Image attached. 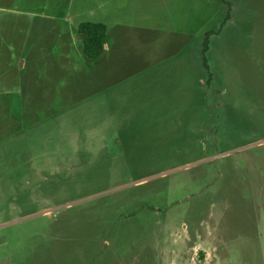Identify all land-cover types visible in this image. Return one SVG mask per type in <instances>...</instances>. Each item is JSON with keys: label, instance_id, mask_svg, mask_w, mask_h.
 <instances>
[{"label": "rangeland", "instance_id": "rangeland-1", "mask_svg": "<svg viewBox=\"0 0 264 264\" xmlns=\"http://www.w3.org/2000/svg\"><path fill=\"white\" fill-rule=\"evenodd\" d=\"M119 1L61 86L14 68L67 0H0V264H264V0Z\"/></svg>", "mask_w": 264, "mask_h": 264}, {"label": "crops", "instance_id": "crops-1", "mask_svg": "<svg viewBox=\"0 0 264 264\" xmlns=\"http://www.w3.org/2000/svg\"><path fill=\"white\" fill-rule=\"evenodd\" d=\"M67 2L68 8L66 10L52 9L49 13L33 14L34 19L39 22L34 26L33 45L29 49V54L25 56L21 53L20 59L17 60L14 70L18 73L25 71L29 65V72L39 76L42 82H45V79L58 78L62 82L61 86H64L74 69V65L78 69L79 62H86L84 59L87 57L82 50L81 37L77 33V26L80 23L100 22L107 26L104 54L108 49V34L113 28L125 27L130 21L127 14L122 16V4L119 0H112L113 13L109 15H105L103 10L106 0H81L82 3H75L80 8L73 6L72 10L69 7L72 0H67ZM190 38L192 37L189 36L188 42ZM4 57L1 56L0 60ZM5 60L8 61L7 58ZM184 61L183 71H185V64L186 61L189 62V59L185 57ZM0 89L4 90L5 87L1 86Z\"/></svg>", "mask_w": 264, "mask_h": 264}, {"label": "trees", "instance_id": "trees-1", "mask_svg": "<svg viewBox=\"0 0 264 264\" xmlns=\"http://www.w3.org/2000/svg\"><path fill=\"white\" fill-rule=\"evenodd\" d=\"M225 5L226 13L221 26L230 18V6L227 0H221ZM108 28L104 23L100 22H82L77 26V33L81 37V45L84 55L88 59L95 60L99 58L105 49V39ZM219 30L207 29L203 35L202 49L199 53L201 60V69L205 72L207 83L212 80V72L207 57L209 50L210 36L218 33ZM191 70V65L188 61L185 64V70Z\"/></svg>", "mask_w": 264, "mask_h": 264}]
</instances>
